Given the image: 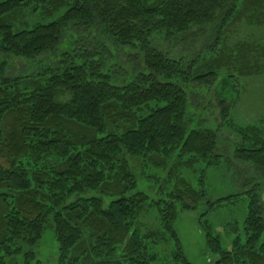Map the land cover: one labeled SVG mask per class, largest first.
<instances>
[{
	"label": "trees",
	"instance_id": "trees-1",
	"mask_svg": "<svg viewBox=\"0 0 264 264\" xmlns=\"http://www.w3.org/2000/svg\"><path fill=\"white\" fill-rule=\"evenodd\" d=\"M254 27L264 28V0H1L0 264H41L49 229L57 264H155L169 242L191 264L175 224L206 193L202 177L194 185L184 173L219 162L227 129L235 158L264 176V129L236 126L224 98L221 125L196 120L224 66L229 78L264 75ZM200 39L201 54L175 51ZM16 62L26 64L19 76ZM143 175L158 200L139 190ZM256 190L231 250L205 225L216 264H264ZM150 213L157 227L143 222Z\"/></svg>",
	"mask_w": 264,
	"mask_h": 264
},
{
	"label": "rangeland",
	"instance_id": "rangeland-1",
	"mask_svg": "<svg viewBox=\"0 0 264 264\" xmlns=\"http://www.w3.org/2000/svg\"><path fill=\"white\" fill-rule=\"evenodd\" d=\"M252 29L258 33L257 35L254 32L255 36L264 37V28L254 27ZM246 32L249 31L247 27H244L238 35L231 38V41L234 43L244 40L242 36H245ZM188 44L190 43L178 45L175 49L177 54H183L187 58L191 55L192 49H195L197 54H201L205 41L200 39L194 42L193 47L186 52L185 49ZM203 55L204 52L201 57ZM202 58L205 57L203 56ZM202 58L201 61L203 60ZM25 65L24 63L22 65L16 62V68L10 73L19 76ZM224 68V70H221L220 78L214 88L203 92L202 99L208 111H202L200 113L201 116H198L196 120H206L203 126L207 129L221 125V110L217 102L219 98H224L233 106L232 120L236 126H254L263 130L264 75L255 74L247 77H238L235 74V78H229L231 73L227 65ZM221 133L218 150V155L221 156L218 158L219 162L206 168L203 175L199 171L205 165H198L196 167L197 173L193 171L184 173V176L194 185H198L199 180H201L200 177H202L206 193V198L199 210L191 212L181 211L175 224L183 251L191 264H216L219 259V255L211 253L208 248L206 226L212 229L214 236L220 237L223 248L228 251L233 248L237 238L245 239L244 224L249 210V194L246 192L251 193L257 187L258 202L260 200V206L264 210V176L258 175L253 168L244 165L235 158L238 148L236 145L239 143L238 137L227 129L222 130ZM151 174L153 172H150ZM144 177L145 175L140 178L139 190L147 193L154 200H158L161 197L159 186ZM250 179L251 181H249ZM253 180H256L257 183L252 182ZM248 182L252 183L246 187ZM257 184H260V186ZM222 200H226L222 202V206L216 205ZM106 204H108V201ZM209 204H215V206L210 209ZM143 222L152 227L158 226L156 216L153 213L148 214ZM207 223L209 225H206ZM156 251L158 260L155 264H183L175 259V248L172 242L158 246ZM37 256L41 264L58 263L59 250L51 229L45 233L43 240L39 243ZM22 260L21 257H18L17 264H24Z\"/></svg>",
	"mask_w": 264,
	"mask_h": 264
}]
</instances>
